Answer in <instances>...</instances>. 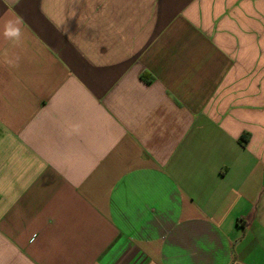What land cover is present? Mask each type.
<instances>
[{
    "label": "crops",
    "instance_id": "obj_1",
    "mask_svg": "<svg viewBox=\"0 0 264 264\" xmlns=\"http://www.w3.org/2000/svg\"><path fill=\"white\" fill-rule=\"evenodd\" d=\"M0 264H264V0H0Z\"/></svg>",
    "mask_w": 264,
    "mask_h": 264
},
{
    "label": "clouds",
    "instance_id": "obj_2",
    "mask_svg": "<svg viewBox=\"0 0 264 264\" xmlns=\"http://www.w3.org/2000/svg\"><path fill=\"white\" fill-rule=\"evenodd\" d=\"M3 35L5 39L19 44L23 37L22 28L18 22L9 20L4 25Z\"/></svg>",
    "mask_w": 264,
    "mask_h": 264
},
{
    "label": "trees",
    "instance_id": "obj_3",
    "mask_svg": "<svg viewBox=\"0 0 264 264\" xmlns=\"http://www.w3.org/2000/svg\"><path fill=\"white\" fill-rule=\"evenodd\" d=\"M242 140H243V141H245V139H244V138H243Z\"/></svg>",
    "mask_w": 264,
    "mask_h": 264
}]
</instances>
